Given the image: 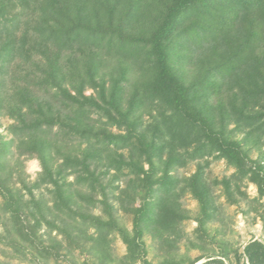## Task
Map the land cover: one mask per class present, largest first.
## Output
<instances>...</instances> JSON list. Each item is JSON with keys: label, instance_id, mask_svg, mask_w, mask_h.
<instances>
[{"label": "trees", "instance_id": "1", "mask_svg": "<svg viewBox=\"0 0 264 264\" xmlns=\"http://www.w3.org/2000/svg\"><path fill=\"white\" fill-rule=\"evenodd\" d=\"M0 116L11 120L0 132V221H11L1 240L15 249L27 240L60 256L57 230L72 249L86 238L100 253L119 234L126 261L152 264L142 237L186 236V193L200 204L190 244L212 238L225 219L217 184L264 226V0H0ZM30 159L42 168L34 181ZM213 160L234 171L210 181ZM191 161L196 172L181 175ZM120 211L134 214L133 235ZM234 254L222 245L188 264H264V240Z\"/></svg>", "mask_w": 264, "mask_h": 264}, {"label": "rangeland", "instance_id": "2", "mask_svg": "<svg viewBox=\"0 0 264 264\" xmlns=\"http://www.w3.org/2000/svg\"><path fill=\"white\" fill-rule=\"evenodd\" d=\"M88 90L87 93H90ZM11 122L7 117L0 116V132L6 134V126ZM236 132H232V131ZM228 133H231L235 139H242L243 133L238 132L235 128V124H228L226 128ZM231 131V132H230ZM252 158H258L260 149L256 148V145L252 142H245L244 145ZM198 162L191 161L183 168L179 169L181 175L190 176L196 172ZM148 166V165H146ZM41 163L38 159H30L25 163L24 172L29 175V179L36 180L38 172L41 170ZM207 176L210 181L215 178H223L225 175H230L234 169L227 167L225 160H213L208 168H206ZM125 180H118L115 184H120L121 188L125 187ZM213 192L215 193V201L221 204V210L217 212L218 216H224L225 219L219 224L212 223L210 226L211 237H206L205 242L201 243L200 247H193L189 241V238L196 239V229L199 222L196 217H200V204L199 201L191 194L186 193L180 198L182 203L181 207L189 214L191 218L182 222L183 231L186 236L179 240L165 241L164 239L154 238L152 231L147 230L142 237L145 249V258L152 264L160 263L165 257L175 256L180 259V264H188L190 261L199 257H206V255H217L221 251L222 245L227 246L230 252V259L236 262V256L234 250L244 247L252 238H261L264 240V226L263 221L257 218L255 211L246 213L245 211L250 208V204L247 200H241L238 204H228L226 194L223 191V185H213ZM246 190L247 193L253 198L258 195V188L255 184L250 183L247 186H243L242 190ZM118 193V190L114 192ZM234 194H238L236 191ZM264 200V199H263ZM262 200V201H263ZM3 198L0 195V205ZM99 209H94L95 213H98ZM119 224L127 229L132 235L133 232V213H126L123 211L118 212ZM11 225L9 219L0 221V264H145L143 260H137L135 263H130L125 260V256L128 254V245L117 234L110 236L111 242L107 247V250L97 252L93 240L83 238L80 240V246H74L73 249L69 243V237L66 234L60 233L55 230L52 232V236L55 240L61 241L62 246L58 252L60 256H49L43 253L39 255L38 251L27 240H19L20 248L15 249L14 246L7 244V240H1V236L5 234V226ZM219 228V229H218ZM219 231H218V230ZM47 228L43 226L40 229V233H46ZM46 245L52 244L48 240V236H44ZM223 240L224 242H221ZM195 241H198L197 239ZM72 250V251H71ZM56 251L57 250H53ZM71 251V252H70ZM207 259L203 258L198 263L205 262ZM200 263V264H201Z\"/></svg>", "mask_w": 264, "mask_h": 264}, {"label": "water", "instance_id": "3", "mask_svg": "<svg viewBox=\"0 0 264 264\" xmlns=\"http://www.w3.org/2000/svg\"><path fill=\"white\" fill-rule=\"evenodd\" d=\"M201 262H202V261H201ZM201 262H200V263H201ZM203 262H204V261H203ZM200 263H199V264H200Z\"/></svg>", "mask_w": 264, "mask_h": 264}]
</instances>
